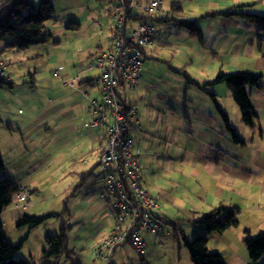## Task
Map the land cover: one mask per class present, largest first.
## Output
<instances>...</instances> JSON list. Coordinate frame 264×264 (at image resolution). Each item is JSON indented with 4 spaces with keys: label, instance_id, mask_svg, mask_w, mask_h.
<instances>
[{
    "label": "crops",
    "instance_id": "1",
    "mask_svg": "<svg viewBox=\"0 0 264 264\" xmlns=\"http://www.w3.org/2000/svg\"><path fill=\"white\" fill-rule=\"evenodd\" d=\"M114 6L115 3L108 10L111 17L114 16ZM168 12L153 14V20L163 22L161 16L167 17ZM221 13L225 11L216 12ZM183 14L175 15L183 17ZM238 18L217 16L210 24L236 28L240 25ZM71 24L78 25V29L66 30L76 35L84 34L83 29L88 25L87 19L83 23L72 21ZM132 24L130 26L133 27ZM99 35H93L91 41H86L92 42L87 59L78 53L73 56L71 53L55 55L58 67H53L48 76L45 73L41 75L43 71L39 66L22 69L20 65L36 61L43 52H54L56 44L60 48L61 43L57 41L49 46L54 37L49 43L40 45L44 48L34 46L24 53L8 52L0 57L10 62L4 79L12 85L0 90V114L4 116L0 122V152L6 170L4 177L20 190L30 193L27 209L25 204L17 208L14 201L0 215V220L5 228L6 223L13 226L25 215L61 216L63 208V212L70 215L73 212L69 210L68 198H80L87 208L70 229L79 233L91 228L85 237L88 242L87 251H84L87 260L92 259L91 264H103L102 260L93 258L94 251L110 234L115 219L114 210L102 196L104 186L98 181L100 174H96L107 140L105 129L103 126L95 129L86 127L96 119L91 110L92 102L103 105L104 95L97 83L100 70H91L89 66L94 62V56L108 49L112 42L111 33ZM155 41L156 44L145 51L144 66L136 88L121 87L118 95L120 102L134 110L141 121L140 132H132L131 137L142 168L143 188L159 203L155 212L159 223L165 222L189 241V238L207 235L195 221L221 206L238 209V218L250 210L261 214L264 212V136L253 133L244 125L227 88L225 94L221 85L210 86L207 90L215 95V100H212L206 92L188 86L183 75H188L186 69L171 67V71L162 70L153 62L158 61L157 48L162 45L156 34ZM73 43L78 44L77 38ZM12 64L14 67H9ZM57 70H60L59 75L55 76ZM220 72L213 73L211 80ZM195 81L199 83L197 79ZM14 82L24 83L18 88L17 97L13 95L17 89ZM8 94L10 97L6 100ZM248 94L258 116L257 123L264 131V85L262 89H248ZM221 112L226 114L228 124ZM109 122H112L111 118ZM230 128L239 136V142L234 140ZM64 178H68L69 183L59 193L55 190ZM262 219L264 222V215ZM86 220L89 223H85ZM16 229L19 228L16 226ZM246 231L252 235L251 231ZM164 233L171 235L162 228L160 234ZM151 235L155 237L157 234L145 233L144 240L147 242ZM214 235L207 237L212 239ZM219 235L224 236L225 233ZM127 246L117 248L113 258L124 256ZM248 262L251 261L247 259ZM143 264L147 262L143 260Z\"/></svg>",
    "mask_w": 264,
    "mask_h": 264
},
{
    "label": "rangeland",
    "instance_id": "2",
    "mask_svg": "<svg viewBox=\"0 0 264 264\" xmlns=\"http://www.w3.org/2000/svg\"><path fill=\"white\" fill-rule=\"evenodd\" d=\"M32 1L36 6H39L42 0ZM158 1L162 2L163 10L169 11L168 17H165V15L161 17L169 18L170 21L157 22L149 19L146 23L154 27L155 34L159 37L160 44H162L157 48L156 59L158 61L153 60L162 70L171 71V67L176 70L186 69L188 75L193 80L197 79L199 83L212 81V74L215 73L216 75L220 71L224 73L251 72L264 77V41L261 39L262 34L260 31L262 25L248 23L244 18H238L240 25H237L236 28H224L218 25L211 26L210 22L215 17H207V15L216 14L218 11L227 12L228 9L237 14L248 13L264 17V0H185L181 4L184 12L183 17L176 16L171 12V5L175 0ZM50 2L55 8L56 14L55 20H51L47 24V28L54 37V41L49 46H53L55 41L61 43V46L59 48L56 44L54 52H43V56L36 61L20 65L22 69L29 66H39L43 71L41 75L45 73L46 76L51 74L53 67H58L55 55L66 56V54L71 53V56H73L78 53V56L82 55L87 59L90 56L88 51L92 42L86 41L89 39L91 41L92 36L99 35V33L101 34L99 36H102L103 32L105 35L108 32L111 33V27L115 26L113 16L111 17L108 12L115 2H99L98 0H50ZM217 16L219 17V15ZM86 19L88 25L86 24L83 29V33L86 35H76L74 32L66 30L72 21L83 23ZM172 19L197 21V25L202 32L201 37H191L189 31L178 27L176 23L171 21ZM141 23L133 22L132 25L136 27ZM84 37H87V40H83ZM75 38H77L78 44L73 43ZM252 40L255 41L254 44ZM37 48H44V46H38ZM64 61H66L65 58ZM9 67H14V64ZM14 83L17 89L13 95L17 97L20 90L18 88L23 86L24 83ZM262 84L264 85V79ZM221 88L225 90L224 93L226 94V87L222 86ZM6 91L10 92L9 89H6ZM224 93L222 92V95ZM9 97L8 94L5 99L9 100ZM16 102L18 103V101ZM0 116V118H4L3 114H0ZM1 136L0 129V140ZM1 150L3 151V141L1 142ZM100 172L101 169L98 168L96 174L101 175ZM4 176L1 178H4ZM98 181L100 184L102 183L100 177ZM67 183H69L68 178H64L55 191L61 193ZM72 199L68 198L69 210L71 209L73 212V214L69 213L71 216L65 214L63 208L61 216H57L59 218L49 219L45 225L37 229L30 230L25 227L17 230V223H14L13 226L11 223H6L4 232L10 243L18 245L21 241H24L16 260L27 261L28 264H44L43 254L48 249L46 238L59 235L63 226H65L68 227V251L58 264H91L92 259L87 260V254L84 252L87 251L88 242L85 237H88L91 228L87 227L79 233L70 229L71 226L76 224L77 219L87 207L79 200L80 198ZM263 215L264 212L260 214L251 210L243 212L242 217L238 218L240 227L225 232L224 236L215 234L212 239L209 238L208 249L210 253H221L225 264H264V258L257 263H246V260L249 261L250 259L243 242L246 238V232H248L246 230L251 231L252 237L264 233ZM87 222L89 223V220H86L85 223ZM160 223L162 228L171 235L166 233L157 234L155 237L151 235L150 239L147 242L145 241L146 246L143 256L139 255L131 245H128L125 248V255L114 256L113 262L115 264H143V260H145L147 264H194L181 235L178 232L175 233L165 222ZM28 235L30 236L29 240H27ZM195 238H189V241H193ZM235 255L237 258H233Z\"/></svg>",
    "mask_w": 264,
    "mask_h": 264
},
{
    "label": "built area",
    "instance_id": "3",
    "mask_svg": "<svg viewBox=\"0 0 264 264\" xmlns=\"http://www.w3.org/2000/svg\"><path fill=\"white\" fill-rule=\"evenodd\" d=\"M112 1L115 2V26L111 30V46L99 51L89 66L91 70H100L97 83L103 89V105L92 102L91 110L96 119L86 125L90 129L103 126L107 138L99 157L100 179L104 186L102 196L114 210L115 219L110 234L94 251L95 259L102 260L103 264H115L112 260L115 250L126 244L143 255L146 246L143 232H161L153 219V213L159 209L158 200L149 196L142 186V168L131 137L132 132H140L141 121L134 110L123 111L118 90L136 88L144 66L142 50L156 44L154 27L146 22L130 26L129 13L151 16L166 14V11L158 0ZM9 64V60L0 59V79L5 78ZM29 199V191L21 190L15 197L16 207L25 204L27 209Z\"/></svg>",
    "mask_w": 264,
    "mask_h": 264
},
{
    "label": "trees",
    "instance_id": "4",
    "mask_svg": "<svg viewBox=\"0 0 264 264\" xmlns=\"http://www.w3.org/2000/svg\"><path fill=\"white\" fill-rule=\"evenodd\" d=\"M183 1L185 0H175L171 5V12L178 15L183 14V9L181 7ZM55 14V8L50 0H42L39 6H36L32 0H1L0 57L8 52L24 53L34 46L45 45L52 41L53 35L47 28V24L49 21L55 20ZM217 15L226 18L240 17L244 18L248 23L262 25L260 31L262 34L261 39L264 41L263 16L248 13L237 14L236 12L229 10L221 14H209L207 17L212 18ZM128 19L129 23L146 22L149 19H153V17L152 15L147 16L143 13L133 12L129 13ZM163 19V22L170 21L169 18ZM171 21L176 23L178 27L189 31L191 37H201L202 35V32L197 25V21L180 19H172ZM67 29H78V25L70 24ZM145 51L146 49L142 50L143 55H145ZM183 75L189 87L198 88L199 90L206 92L210 95L212 100H215V95L212 92H209L207 87L215 85L225 86L240 111L244 125L253 133H258L264 136V131L257 123L258 116L252 106L248 94V89L250 88H263L261 76H257L250 72H220L211 83L201 85L186 73H183ZM5 86L11 87L12 85L5 79H0V90ZM122 109L125 113L130 111V108H128V106L123 102ZM221 114L225 122L228 124L229 121L227 120L226 114L223 112H221ZM230 130L233 132L234 140L239 142V136L234 133L233 129L230 128ZM5 171L4 161L0 152V215L14 204L15 197L21 191L20 188L11 180L6 179L5 177L1 178L5 174ZM155 212L153 213V219L159 224L162 232V225L159 223V217ZM238 215V209L221 206L207 214L200 221H195V223L201 226L208 236L212 234H224L227 231L237 229L239 227ZM54 217L57 216L25 215L20 221H18L17 227H27L30 230L37 229L45 225L49 219ZM67 230L68 227L63 226L59 235L46 238V245L48 249L45 250L43 254V260L45 261L44 264H58L60 259L67 253ZM145 233L154 234L145 231L143 232L142 237ZM207 235L197 236L193 241H188L185 237H182L192 261L194 264H225L219 253H210L208 249L209 239ZM243 242L248 251L251 262L257 263L264 258V233H261L257 237H252L249 232H246V238ZM22 246L23 242L18 245L10 243L4 232V225L0 220V264H28L26 261L16 260V256L21 251Z\"/></svg>",
    "mask_w": 264,
    "mask_h": 264
}]
</instances>
